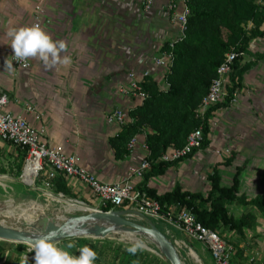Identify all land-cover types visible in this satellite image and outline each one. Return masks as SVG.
Listing matches in <instances>:
<instances>
[{
  "label": "crops",
  "instance_id": "crops-1",
  "mask_svg": "<svg viewBox=\"0 0 264 264\" xmlns=\"http://www.w3.org/2000/svg\"><path fill=\"white\" fill-rule=\"evenodd\" d=\"M146 3L147 0H0V95L8 99L4 112L26 119L42 132L43 142L49 147L79 156L83 167L105 184L127 179L148 155L144 139L139 138L129 157L115 159L109 141L122 128L107 124V116L116 110L129 114L142 102L122 95L120 89L128 86L131 74L142 81L146 72L162 90L168 88L167 73L154 66L153 58L180 31L171 22L162 0H154L149 11ZM34 25L54 40L66 43L67 51L61 56L70 57L68 65L48 68L37 57H30L29 69L14 66L7 33ZM252 48L254 56L245 61H253L255 66L245 76V88L235 104L218 111L212 119L211 146L164 176L151 179L150 189L164 194L179 184L187 191L207 194V178L223 162L222 157H227L224 151L229 150L236 159L231 167L219 169L222 185L225 172V187H231L236 168L247 164L240 178L239 195L249 199L264 197V59L257 60L264 54V40L255 41ZM6 60L13 65L11 69H6ZM21 152L0 139V165L5 167L21 158ZM65 179L73 195L86 204L100 206L86 186L78 180ZM230 212L236 219L249 213L257 217L254 228L243 236L224 232V240L236 248L235 262L264 264V217L253 207L235 204ZM10 243L0 241V264H35L25 250Z\"/></svg>",
  "mask_w": 264,
  "mask_h": 264
},
{
  "label": "trees",
  "instance_id": "trees-1",
  "mask_svg": "<svg viewBox=\"0 0 264 264\" xmlns=\"http://www.w3.org/2000/svg\"><path fill=\"white\" fill-rule=\"evenodd\" d=\"M189 9L191 16L186 39L176 45L175 59L165 78L168 88L162 90L153 79H143L141 86L148 98L130 111L129 122L109 143L115 159L121 161L131 155L133 150L128 145L134 138L144 139L148 149L146 160L151 167L144 173L139 189L159 203L163 215H168L172 207L179 211L187 209L209 231L220 236L226 231L243 236L254 228L257 217L249 213L236 219L230 207L233 204L253 207L264 217V197L249 199L239 195L240 178L247 164L236 168L231 187L222 185L219 169L231 167L236 159L235 153L213 168L207 178L210 183L207 194L187 191L179 184L164 194L148 187L151 179L164 176L171 168L211 146V121L218 111L230 108L235 94L245 88V76L255 66V62H246L245 58L254 56L252 45L255 41L264 40V0H190ZM164 48H168L167 44ZM229 53H236L238 57L229 76L228 98L225 103L212 107L205 119H200L197 110ZM263 59L264 54L257 57V60ZM199 129L204 136L200 150L177 162L160 161L170 150L183 148L189 135ZM21 153L25 162L27 153ZM58 178L61 180L57 191L70 194L65 177ZM112 209L110 204L100 206L103 212ZM154 224L161 230L160 224ZM21 247L25 246L19 244Z\"/></svg>",
  "mask_w": 264,
  "mask_h": 264
},
{
  "label": "built area",
  "instance_id": "built-area-1",
  "mask_svg": "<svg viewBox=\"0 0 264 264\" xmlns=\"http://www.w3.org/2000/svg\"><path fill=\"white\" fill-rule=\"evenodd\" d=\"M162 1L166 4L171 22L180 31L179 36L175 40L167 43L168 48H164L153 58L154 66L165 70L168 74L175 59L174 50L176 45L186 39L191 11L189 9L190 0ZM153 2L154 0H147L146 11L151 9ZM11 57L14 66L17 68L24 70L30 68L28 59L17 62L14 56ZM237 57L236 53H229L225 56L223 63L217 70V76L213 80L208 94L204 97L197 110L198 118L205 119L212 107L226 102L228 98L227 85L229 84V76ZM143 77V79L150 78V72H146ZM130 78V83L127 87L121 88L120 93L130 98L142 101L146 100L148 95L143 91L141 86L143 80H139L134 74H131ZM238 96V93L235 94L232 105L235 104ZM7 104V97L0 95V139L4 143L11 144L22 150V152L27 153L23 176L27 168L32 166L35 168L34 180L41 178L44 181H54L60 176H64L68 180L75 179L90 190L101 206L112 205V211L135 212V214L131 215V218L146 220V222H149H145L147 225L173 222L174 219L171 211L178 210L176 207H172L168 215H163L159 203L149 197L145 191L139 189L144 173L151 167L148 160L145 159L140 165L133 168L131 175L124 181L115 184H105L83 167L79 156L66 155L60 150L49 147L43 142L42 132L30 126L26 119L5 113L4 108ZM129 119L128 113L123 110H116L107 116L106 121L109 125L123 128L129 122ZM137 142V138H134L128 145V148L133 150ZM203 142L202 129L196 130L189 135L183 148L170 150L160 161L166 163L177 162L191 155L194 151L200 150ZM225 153L229 154L230 152L226 150ZM179 212V228L192 240L207 246L214 264H237L235 262L236 248L234 245L227 243L219 234L205 229L187 209L180 210ZM136 213L142 217H136Z\"/></svg>",
  "mask_w": 264,
  "mask_h": 264
},
{
  "label": "rangeland",
  "instance_id": "rangeland-1",
  "mask_svg": "<svg viewBox=\"0 0 264 264\" xmlns=\"http://www.w3.org/2000/svg\"><path fill=\"white\" fill-rule=\"evenodd\" d=\"M240 94L241 92L238 93V95ZM232 153V151H230L229 154L225 153L227 157H222V159L229 158ZM24 166L25 162H23L22 155L21 158L17 157L14 162H9L5 167L4 165H0V215L13 214L14 218L17 220H22L27 214L33 216V210L28 207L31 203L40 205L43 208L42 210L45 215L57 214L63 212L61 208L62 206L56 202L57 200H61V198L66 201L68 199L78 201L86 206L88 205L87 207L90 209L100 210L101 205L86 204L83 200L73 195L71 190L70 194L66 195L58 192V182L61 178H57L54 181H44L39 178L34 180L32 186L27 185L22 177ZM226 171L229 172L230 170ZM226 174L227 173L225 172L224 186H226L228 181ZM49 194L52 196L51 198L47 197ZM179 213V210H175L174 212L171 211L174 219L173 222L162 223L159 227L164 231L168 239L175 244L182 262L184 264H197L191 256V254L194 253L199 256L202 264H214L207 246L192 240L182 229L179 228ZM81 214L83 213L76 212L72 215L65 213V216H79ZM132 220L143 225L149 223L146 222V220L138 218H133ZM0 222H2L1 219ZM220 234L224 239L225 234L223 232ZM143 241L149 246L150 250L145 249L139 251L136 255H132L126 251V248L132 246V244L124 243L113 238L96 239L91 237H80L69 239L55 245L68 251L73 256H79V249L84 246H89L97 252V260L95 261V264H170L161 255L154 243L145 240ZM10 244L19 247V244L17 243ZM69 244H72L73 247L68 248L67 246ZM24 246L26 247L21 248H24L23 250L30 255L28 258L35 261V252L32 251L34 247H27V245ZM21 248L19 249L22 250ZM25 261H27V259Z\"/></svg>",
  "mask_w": 264,
  "mask_h": 264
},
{
  "label": "water",
  "instance_id": "water-1",
  "mask_svg": "<svg viewBox=\"0 0 264 264\" xmlns=\"http://www.w3.org/2000/svg\"><path fill=\"white\" fill-rule=\"evenodd\" d=\"M132 211L114 210L103 212L88 209L79 216H69L65 220H58L54 215L41 218L40 224H27L23 227L13 228L0 222V241L24 244L34 247V241L45 234L57 233L53 243L59 244L69 239L80 237L109 238L115 231H137L153 239L161 255L170 264H184L177 248L165 233L155 225H143L132 220ZM70 215H72L70 213ZM137 216L142 217L140 214ZM114 226V227H113Z\"/></svg>",
  "mask_w": 264,
  "mask_h": 264
},
{
  "label": "clouds",
  "instance_id": "clouds-1",
  "mask_svg": "<svg viewBox=\"0 0 264 264\" xmlns=\"http://www.w3.org/2000/svg\"><path fill=\"white\" fill-rule=\"evenodd\" d=\"M7 35L11 38V48L17 62L25 61L30 57H37L48 68L58 64L68 65L70 57L61 56L62 52L67 51L64 41L54 40L48 33L38 25L31 27H21L10 29ZM6 69H11L13 65L6 60ZM114 227V226H113ZM57 233L45 234L40 239L34 241L35 264H95L97 252L89 246L79 249V256H73L68 251L56 246L53 241ZM73 247L72 244L67 246ZM143 240L136 239L132 246L127 247L126 251L136 255L139 251L146 249Z\"/></svg>",
  "mask_w": 264,
  "mask_h": 264
},
{
  "label": "bare ground",
  "instance_id": "bare-ground-1",
  "mask_svg": "<svg viewBox=\"0 0 264 264\" xmlns=\"http://www.w3.org/2000/svg\"><path fill=\"white\" fill-rule=\"evenodd\" d=\"M34 173H35V168L30 166V167L27 168L26 173L23 176L24 182L27 185H29V186H32L33 183H34V179H35ZM0 185H1V181H0ZM47 197L51 198L52 196L49 194V195H47ZM56 202L59 203L62 206L61 208H62L63 212H60V210H59L60 213L45 215V213L42 210L43 208L40 205H37L35 203H31V204H29L28 207L31 210H33L32 211L33 212V216H29L27 214L22 220L21 219L17 220V219L14 218L13 214L0 215V219L2 220L1 223L5 224L7 226L13 227V228H18V227L26 226L27 224H33V223L34 224L35 223L36 224H40L41 218L43 216L48 218V217H50L52 215H54V217L56 219L63 221V220H65L67 218L65 216V213L69 214V215H70V213L74 214L76 212H82L83 213L86 210L90 209V208L87 207L88 205L86 206L85 204H83L81 202L73 201V200H70V199H68L66 201V200H63V198H61V200H57ZM136 217H138V216H136ZM109 238H113V239L122 241L124 243H130V244H133V242L136 239L145 240V241H148V242H152L153 241V239H150L149 237H147L143 233H140V232H137V231H134V230H131V231H125V230H123V231H115L114 234L111 237H109ZM146 246H147L146 249L150 250V248H149V246L147 244H146ZM191 256H192V258L195 260V262L197 264H202L199 256L195 255L194 253L191 254ZM34 259H35V257H34Z\"/></svg>",
  "mask_w": 264,
  "mask_h": 264
}]
</instances>
